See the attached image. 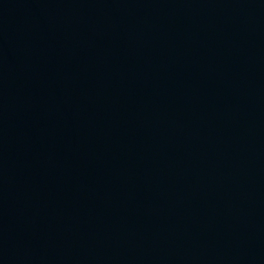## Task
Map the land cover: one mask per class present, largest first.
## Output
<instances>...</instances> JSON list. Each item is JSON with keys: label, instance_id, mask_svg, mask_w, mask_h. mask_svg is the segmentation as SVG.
<instances>
[{"label": "water", "instance_id": "95a60500", "mask_svg": "<svg viewBox=\"0 0 264 264\" xmlns=\"http://www.w3.org/2000/svg\"><path fill=\"white\" fill-rule=\"evenodd\" d=\"M0 264H264V0H0Z\"/></svg>", "mask_w": 264, "mask_h": 264}]
</instances>
